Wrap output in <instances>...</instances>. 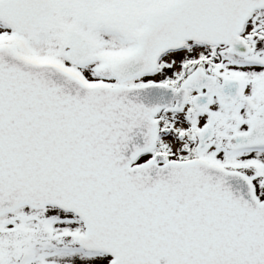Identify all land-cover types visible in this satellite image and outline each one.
<instances>
[{"label":"snow or ice","instance_id":"obj_1","mask_svg":"<svg viewBox=\"0 0 264 264\" xmlns=\"http://www.w3.org/2000/svg\"><path fill=\"white\" fill-rule=\"evenodd\" d=\"M0 264H264V0H0Z\"/></svg>","mask_w":264,"mask_h":264}]
</instances>
